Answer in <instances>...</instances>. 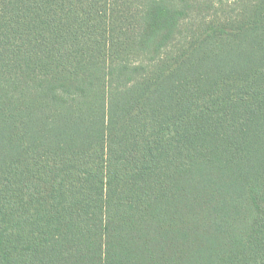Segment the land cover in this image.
Returning a JSON list of instances; mask_svg holds the SVG:
<instances>
[{
    "label": "trees",
    "instance_id": "16d2710c",
    "mask_svg": "<svg viewBox=\"0 0 264 264\" xmlns=\"http://www.w3.org/2000/svg\"><path fill=\"white\" fill-rule=\"evenodd\" d=\"M0 264H264V0H0Z\"/></svg>",
    "mask_w": 264,
    "mask_h": 264
}]
</instances>
